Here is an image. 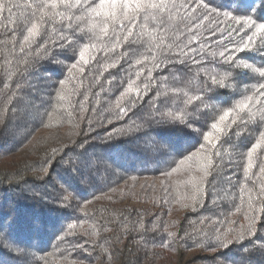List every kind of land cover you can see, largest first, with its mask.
<instances>
[{"label": "trees", "instance_id": "obj_1", "mask_svg": "<svg viewBox=\"0 0 264 264\" xmlns=\"http://www.w3.org/2000/svg\"><path fill=\"white\" fill-rule=\"evenodd\" d=\"M30 2L11 0L10 12L0 0V264H264V139L251 132L264 125V89L233 66L264 60V33L238 50L264 23V0H203L190 20L173 9L163 25L139 21L127 41L122 31L96 39L87 18L71 30L42 25L21 52ZM84 46L95 56L87 65ZM225 49L232 63L219 56ZM246 96L248 108L216 133L211 124ZM168 112L187 113L185 122L162 120ZM257 141L246 179V149ZM220 235L228 249L216 247Z\"/></svg>", "mask_w": 264, "mask_h": 264}, {"label": "snow or ice", "instance_id": "obj_2", "mask_svg": "<svg viewBox=\"0 0 264 264\" xmlns=\"http://www.w3.org/2000/svg\"><path fill=\"white\" fill-rule=\"evenodd\" d=\"M4 5L0 4V9H3ZM14 5L9 0L8 9L11 12ZM27 7L30 9L28 12L26 22L24 24V31L26 34L23 35L21 41V48L20 51H24V45L27 44L31 47L32 43H35V38H38L41 34V26L48 25L55 29L56 24H62L65 29L71 30L73 27V21H81L85 18L89 21L88 31L92 33V35L99 39L101 37H108L109 33H116L117 31H122L125 33L123 35V41H127L128 38L133 34V29L136 27L137 23L141 20L147 21L149 19L158 20L161 25L165 23L166 19H171V12L173 9H185L186 15L182 17V19L190 20L191 13H195L197 7H206L203 3V0H197L196 6L180 4L177 5L175 0H96L95 3H92L91 0H31L28 3ZM190 9V10H189ZM165 13L169 15L166 17ZM208 18V14L200 17V20H204ZM231 18V17H229ZM68 21V23H65ZM239 23V21H237ZM248 27H254L255 22L253 21H246ZM83 31V29H79ZM189 31H192L189 28ZM258 33H264V23L255 26V32L251 36L247 38V43H244L242 46L239 47L240 52H244L246 48H250L254 43V37ZM15 35V31L13 30V36ZM61 39H64L66 43H71L70 40H67L63 35ZM121 43V38L116 37V44L113 45V49L116 45ZM63 47V44L59 45ZM228 49L219 52V56L222 57L226 62L232 63V57L230 55H226ZM182 54L187 55L186 52L181 50ZM259 52L262 56H264V48L259 49ZM89 47L84 46L79 50V59L85 65L89 63V59H95V56H88ZM181 53H177L179 56ZM87 56V58H86ZM247 58L241 57V60H245ZM112 66H115L114 64ZM234 67H242L247 69L248 72L252 73L253 76L258 75L261 79L257 81L255 87L256 92H260L261 89H264V60L259 62L258 67H254L251 63H239L233 65ZM73 68L77 67L76 64L72 65ZM213 83H216L215 79H213ZM221 86H223L221 84ZM131 90V85H129V89ZM211 91V89H209ZM126 93H122L121 95H125ZM261 95H264V92H260ZM198 99L200 97H197ZM60 99H64L63 96ZM211 99V98H210ZM250 96H246L243 101L236 104L234 107L230 108L227 111H223V114L219 115L218 122H213L211 124V128L215 130L216 133H223L225 128L231 126V124L235 123L236 120L233 118L229 120L230 112H238L243 111L244 109L248 108V104L245 102L250 100ZM191 101H189L190 103ZM202 104L205 107H212L210 104L202 101ZM117 107L120 109L121 113H124L127 109L125 107H121L119 103H117ZM250 117L254 116L255 113L250 111ZM187 117V113L181 112L178 114H174L172 112L162 113L161 118L168 119L173 122L179 121L180 123H184ZM261 120L264 121V116L261 117ZM224 125V127H221ZM261 127L264 125L258 126L251 130L252 133H258L261 139H264V131H261ZM236 135H239L237 133ZM204 140L207 142L208 145L211 146V149L215 150L213 155L216 157H221V150L217 148V144L219 143V139L216 142H213V132L207 131L204 133ZM260 143L257 141L256 143L252 144L251 147L246 149V155L248 158V165L245 167V178L248 179L249 177V169L255 167L251 163L253 154L259 148ZM221 147H223L221 145ZM195 154H190L184 159L179 161L180 165L185 164V161H191ZM212 159H209L207 165L204 166V175L207 176L210 173L208 172V168H210L213 163ZM177 168H173L172 171H176ZM166 175H171V172L164 173ZM259 174H264V167L259 169ZM258 174V175H259ZM255 180V177H252ZM245 195L244 189H241V203L243 204V197ZM261 195H264V185H261ZM260 196H257L256 199H259ZM67 199V196L64 197ZM195 199V196L193 197ZM248 208L250 212H254L255 208L253 207L252 197L249 195L248 197ZM239 211V209H237ZM245 219L248 220L247 225V234L248 236H254L255 232L253 231V226L255 224V217L253 215L246 214ZM169 237L172 236V233L168 234ZM244 233L241 232L239 236L235 237V239L239 242L243 239ZM217 243L216 247L228 249L232 243V241L228 240L226 236L220 235L216 237ZM256 245H253L252 249H244L243 251H252L256 249ZM259 250L262 254H264V241H262L259 246Z\"/></svg>", "mask_w": 264, "mask_h": 264}]
</instances>
